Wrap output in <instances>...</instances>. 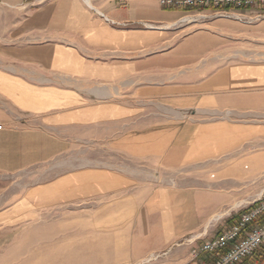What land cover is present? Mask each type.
Masks as SVG:
<instances>
[{"label": "crops", "instance_id": "1", "mask_svg": "<svg viewBox=\"0 0 264 264\" xmlns=\"http://www.w3.org/2000/svg\"><path fill=\"white\" fill-rule=\"evenodd\" d=\"M0 5L7 6L0 15V174L41 162L31 158L40 133L114 126V149L180 169L236 148L238 132L254 127L242 124L264 119V51L232 52L240 40L264 43V22L241 25L209 13L185 22L198 15L156 0ZM124 189L129 201L116 198ZM100 197L104 210L140 212V221L117 223L106 264L214 263L209 255L193 261V235L208 234L224 197L156 190L112 171L85 170L40 186L1 208L0 225L18 224L36 208ZM228 221L217 236L235 223Z\"/></svg>", "mask_w": 264, "mask_h": 264}, {"label": "rangeland", "instance_id": "2", "mask_svg": "<svg viewBox=\"0 0 264 264\" xmlns=\"http://www.w3.org/2000/svg\"><path fill=\"white\" fill-rule=\"evenodd\" d=\"M5 7L0 5V15ZM215 12L206 10L201 13L214 15ZM235 12L250 17L237 20L241 25L262 13L256 10ZM192 15H197V12H192ZM262 22L264 19L260 18L248 25ZM232 46L234 54L248 55L264 51V43L259 39L240 40ZM242 125L254 127L252 131L238 132L242 141L236 148L206 162L180 169L164 167L157 159L151 162L152 158L149 157L145 160L135 159L124 151L114 149L112 141L119 132L114 126L96 127L88 131L64 129L40 133L36 151L32 143L31 158L41 162L32 163L26 171L15 175L0 174V209L9 207L25 194L37 192L40 186L62 176L85 170L112 171L139 184L142 181L146 187L152 184L156 190L167 188L180 192L193 188L194 192L211 193L219 200L224 197L225 205L210 218L208 234L203 229L193 235L199 240L192 247H200L202 241L215 238L228 220L264 197V119ZM121 192L126 194L117 195L116 198L129 201L131 197L127 190ZM101 203L100 197L95 201L84 198L64 205L51 204L46 208H36L18 224L0 225V264L110 262L112 249L116 246L111 242V235L119 230L117 223L140 221V212L134 213L130 207L122 212L108 211ZM234 205L238 207L233 209ZM223 214L220 219L213 220V217ZM113 225L117 227L111 228Z\"/></svg>", "mask_w": 264, "mask_h": 264}, {"label": "built area", "instance_id": "3", "mask_svg": "<svg viewBox=\"0 0 264 264\" xmlns=\"http://www.w3.org/2000/svg\"><path fill=\"white\" fill-rule=\"evenodd\" d=\"M167 9L183 11L189 14L202 11L216 10L213 17L227 18L242 21L246 16L237 13L242 11H261L254 20L264 19V0H156ZM207 18L202 15V19ZM0 130L2 126L0 125ZM264 197H261L251 207L239 214L237 222L214 239L208 240L200 247L192 249V258L195 262L203 255L215 257L213 264H243L260 247L264 246ZM256 264V263H249Z\"/></svg>", "mask_w": 264, "mask_h": 264}, {"label": "trees", "instance_id": "4", "mask_svg": "<svg viewBox=\"0 0 264 264\" xmlns=\"http://www.w3.org/2000/svg\"><path fill=\"white\" fill-rule=\"evenodd\" d=\"M239 215L236 217H232L228 224L237 222ZM264 220V215L261 217L259 221ZM216 259V258H214ZM249 263H256V264H264V246L260 247L252 256L248 257L243 264H249Z\"/></svg>", "mask_w": 264, "mask_h": 264}, {"label": "bare ground", "instance_id": "5", "mask_svg": "<svg viewBox=\"0 0 264 264\" xmlns=\"http://www.w3.org/2000/svg\"><path fill=\"white\" fill-rule=\"evenodd\" d=\"M236 19L238 18V17H235ZM200 19H202V15H198V16H188V17H186L183 21H185V22H194V21H197V20H200ZM238 207V205H234L233 206V209L234 208H237ZM222 216H224V214L223 215H217V216H215V217H213L212 219L213 220H218V219H220ZM193 242V241H192Z\"/></svg>", "mask_w": 264, "mask_h": 264}]
</instances>
